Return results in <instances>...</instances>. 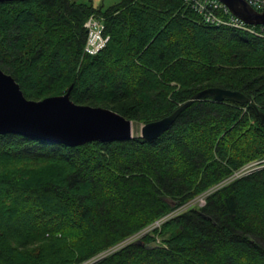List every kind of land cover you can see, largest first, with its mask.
Masks as SVG:
<instances>
[{"label":"trees","instance_id":"1","mask_svg":"<svg viewBox=\"0 0 264 264\" xmlns=\"http://www.w3.org/2000/svg\"><path fill=\"white\" fill-rule=\"evenodd\" d=\"M91 15L109 36L95 55L84 51ZM0 69L30 100L70 89L133 124L211 87L250 99L193 101L154 140L0 135V264H264L263 36L205 23L183 0L4 2Z\"/></svg>","mask_w":264,"mask_h":264},{"label":"water","instance_id":"2","mask_svg":"<svg viewBox=\"0 0 264 264\" xmlns=\"http://www.w3.org/2000/svg\"><path fill=\"white\" fill-rule=\"evenodd\" d=\"M24 0H0V3ZM248 25H264V12L252 9L244 0H217ZM210 97L222 102L230 99L239 103L249 98L239 92L220 87L200 91L180 105L170 115L142 125L140 137L154 140L167 131L177 116L193 101ZM264 126V112L257 110ZM18 134L69 147L92 141H121L134 137L133 122L117 112L89 105H79L70 98V89L63 95L42 100L26 98L20 85L0 69V135Z\"/></svg>","mask_w":264,"mask_h":264},{"label":"built area","instance_id":"3","mask_svg":"<svg viewBox=\"0 0 264 264\" xmlns=\"http://www.w3.org/2000/svg\"><path fill=\"white\" fill-rule=\"evenodd\" d=\"M185 3H187L189 6H191L192 9H194L196 12H198L204 19V17H209L212 13V11L216 8H219L223 10L224 17H223V24L224 25H230L231 27H237L240 26V20L230 12V10L224 6L222 3H220L217 0H183ZM254 10L258 12H264V3H262L260 0H246ZM84 27L87 30V48L89 55H95L100 50H102L106 43L109 40V36L105 34V24H104V18L100 15H91L87 21L84 24ZM246 25L243 24V27L241 29H246ZM247 30H250L247 28ZM240 175L242 174V170L238 173ZM204 197L201 199V205L204 204ZM139 235H136L135 237L129 238L124 241V243L129 242L130 240H133L134 238L138 237Z\"/></svg>","mask_w":264,"mask_h":264},{"label":"rangeland","instance_id":"4","mask_svg":"<svg viewBox=\"0 0 264 264\" xmlns=\"http://www.w3.org/2000/svg\"><path fill=\"white\" fill-rule=\"evenodd\" d=\"M80 2H83V3H88V0H79ZM120 0H92L93 3L101 6L104 10H106L107 8H109L110 6L118 3ZM141 127H142V124H133V134L134 136H139L140 135V130H141ZM254 163H250V164H247L245 165L244 167L241 168L242 170V174H247L248 172H250L251 170H254V168L256 169L257 168V163L254 164ZM252 165V166H251ZM250 166V167H249ZM247 167L246 170H244L245 168ZM241 170H239L238 172L234 173L231 178H235V177H240V176H243V175H240L238 174ZM250 170V171H249ZM208 194V193H207ZM205 194V195H207ZM205 195L203 196H200L196 199H194L193 201L189 202L188 204L184 205L183 207H180L179 209H176L175 211H173L170 215H168L167 217L163 218L161 221H158L156 222V224H154L152 227H149L145 230L142 231L143 234H146L148 233L149 231H151L153 228L155 227H158L162 222H164L165 220L169 219V218H172L174 217L175 215H177L178 213L180 212H183L185 210H187L188 208L190 207H194V206H202L201 205V199L203 197H205ZM192 205V206H191ZM158 225V226H157ZM141 233V235H142ZM140 235V236H141ZM124 242H122L121 244L113 247L112 249L115 250V248H119L121 245H123ZM113 251V250H112ZM111 251V252H112Z\"/></svg>","mask_w":264,"mask_h":264},{"label":"bare ground","instance_id":"5","mask_svg":"<svg viewBox=\"0 0 264 264\" xmlns=\"http://www.w3.org/2000/svg\"><path fill=\"white\" fill-rule=\"evenodd\" d=\"M251 8H252V6L246 1V0H244ZM262 3H264V0H260ZM224 5V4H223ZM225 6V5H224ZM253 9V8H252ZM223 17H224V13H223V10H221V9H219V8H216V9H214L213 11H212V13H211V15L209 16V17H204V19H203V21L205 22V23H208V24H212V25H216V26H225L224 24H223V22H222V20H223ZM234 17H236L235 15H234ZM236 18H238V17H236ZM239 20H240V26H237V27H235L236 29H241L242 27H243V24H245L246 25V27L247 28H249L250 29V27H255V26H260V27H258V28H255V30H247V28L245 29V30H247V31H249V32H251V33H253V34H255V35H258V36H263L264 37V25H248V24H246L244 21H242L240 18H238ZM85 28V27H84ZM86 29V28H85ZM87 31V30H86ZM109 41V40H108ZM107 44V43H106ZM106 46V45H105ZM84 51L86 52V53H88V54H90L89 52H88V48H87V39H86V43H85V48H84ZM101 51V50H100ZM150 123V122H149ZM254 164H256V163H254ZM253 164V165H254ZM252 166V165H251ZM250 167V166H249ZM258 168V167H257ZM247 169V167L244 169V170H246ZM255 169V168H254ZM250 171V170H249ZM252 171V170H251ZM231 178V177H230ZM192 206V205H191ZM158 226V225H157ZM130 238V237H129ZM127 240V239H126ZM121 244V243H120ZM112 250H114V249H111L110 251H108L107 253H109V252H111ZM106 253V254H107ZM106 254H103V255H101V256H104V255H106ZM96 260V259H95ZM89 264V263H88Z\"/></svg>","mask_w":264,"mask_h":264},{"label":"snow or ice","instance_id":"6","mask_svg":"<svg viewBox=\"0 0 264 264\" xmlns=\"http://www.w3.org/2000/svg\"><path fill=\"white\" fill-rule=\"evenodd\" d=\"M3 242H0V246H2Z\"/></svg>","mask_w":264,"mask_h":264}]
</instances>
